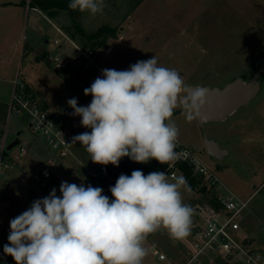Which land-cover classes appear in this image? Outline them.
<instances>
[{"label":"rangeland","instance_id":"obj_1","mask_svg":"<svg viewBox=\"0 0 264 264\" xmlns=\"http://www.w3.org/2000/svg\"><path fill=\"white\" fill-rule=\"evenodd\" d=\"M25 1L28 5L29 0ZM104 4L103 12L95 15L88 11H61L55 23L68 38L42 15L35 14L32 18L31 11L29 16L27 9L26 26L22 25L21 34L17 35L19 51L8 65L0 68V105L3 106L0 119L9 116L6 105L12 100L17 79L22 83L29 81L42 92L34 95L40 105L46 108L48 101L49 111L66 125L71 151L62 157L30 129L27 119L10 116L8 140L19 138L27 153L19 163L3 169L0 179V191L5 196L0 202V264H15L14 260L1 261L7 256L3 247L9 243V222L34 200L47 196L53 188L59 196L62 181L83 183L87 187L89 177L102 180L109 177L111 170L116 171L109 164L107 174L101 173L105 165L92 162L79 143L71 144L72 137L91 129L81 126V117L72 115L73 109L67 101L75 97L78 106H87L92 100L91 95L84 94L83 87L87 84L83 83L81 89L72 87L78 83V74L65 71L69 62L64 58L78 52L74 42L84 50H94L91 57L96 63L90 62L86 71L92 74L98 71L101 77L103 69L127 70L137 61L156 56L159 65L176 69L189 87L222 88L237 80L251 84L250 100L223 120L204 125L196 118L189 122L179 107L172 120L179 129L178 139L195 150L214 168L222 182L245 201L237 219L236 239L243 242L252 238L253 243L246 248L264 252V0H104ZM5 28V23L0 24L3 58L12 56L11 37H7ZM102 28L105 31L96 37ZM112 33L114 36H110ZM25 44L47 48L51 56L61 53L60 58L50 63L47 54H22L21 47ZM107 44L113 49L109 56L101 48ZM86 60L82 55L78 61L83 66ZM59 69L64 73L60 75L65 84L57 74ZM67 74L68 81L71 80L68 83ZM207 140L216 141L226 151L225 155L221 158L210 155L206 150ZM18 149L15 147L12 153ZM45 168L52 174L47 181L42 180ZM187 189L181 191L184 203L194 210L190 234L182 240L173 239L165 229L149 235L146 241L149 251L143 264H165L167 260L159 259V253H164L172 264H185L193 255L190 241L199 223L195 216L201 212L199 206L215 199L188 186ZM200 261L201 264H241L236 259L224 260L217 253L202 254L193 264Z\"/></svg>","mask_w":264,"mask_h":264},{"label":"clouds","instance_id":"obj_2","mask_svg":"<svg viewBox=\"0 0 264 264\" xmlns=\"http://www.w3.org/2000/svg\"><path fill=\"white\" fill-rule=\"evenodd\" d=\"M68 7L95 15L105 4L70 0ZM84 94L92 97L87 106H78L75 97L67 103L91 131L75 135L71 144L83 146L94 163L118 167L124 157L141 164L179 159L173 114L179 107L187 121L198 117L208 90L189 87L153 56L127 70L103 69ZM181 189L188 190L182 176L139 169L117 178L109 189L112 199L100 187L62 181L59 196L53 188L10 220L3 252L15 264H143L149 235L165 229L182 240L190 234L194 210Z\"/></svg>","mask_w":264,"mask_h":264},{"label":"built area","instance_id":"obj_3","mask_svg":"<svg viewBox=\"0 0 264 264\" xmlns=\"http://www.w3.org/2000/svg\"><path fill=\"white\" fill-rule=\"evenodd\" d=\"M81 53L93 62L92 50H81ZM55 60L59 58L56 57ZM8 113L9 116L5 120L0 119V179L3 169L19 163L27 153V148L20 140L18 144L9 148L14 141L8 140L11 115L21 120L27 119L30 129L41 135L45 142L62 157L70 154L68 129L62 119L45 110L37 99L19 84L18 80L12 100L8 105ZM15 147L19 149L16 153H12ZM176 151L181 154L179 159L192 167L193 172L200 177L201 184L213 191L217 199L215 205L206 202L204 206H199L201 212L195 216L199 223L190 241L194 253L185 264H193L199 256L208 253H217L219 257L229 262L236 259L241 264H264V252L247 249L246 245L238 241L234 234L239 229L237 219L246 205L245 201L222 182L214 168L210 167L195 150L184 145L179 139ZM185 152L188 153L187 157L183 155ZM172 167L168 176L178 177L179 171L174 168L173 164ZM101 173H107L106 166H102ZM51 176L50 170L45 168L42 172V180L47 181ZM3 198L4 195L0 191V202ZM159 259L167 260L165 264H172L164 253H159Z\"/></svg>","mask_w":264,"mask_h":264},{"label":"crops","instance_id":"obj_4","mask_svg":"<svg viewBox=\"0 0 264 264\" xmlns=\"http://www.w3.org/2000/svg\"><path fill=\"white\" fill-rule=\"evenodd\" d=\"M28 5H27V2L25 0H0V24H2V26H4V23L6 24L5 30H7V33H8L7 37H11V38H9V39H11L9 46L12 48V52H11L12 56L11 57L8 56L7 58H3L2 55L4 53V50L2 51V48H3L4 40L3 39L0 40V58H1L0 59V68L3 67L6 64L8 65L9 61L11 60V58L16 57L17 51H19L20 42L18 40L19 37L17 35L21 34L22 25L26 26V22L25 21H26L27 9L29 11V16H30L31 11H33V17L32 18H34L35 14H40V15L43 16V18H45L48 21V23H50L57 30L62 32L60 30V28L56 25V23L53 20L48 18L39 9L30 7ZM24 12H26V13H24ZM31 23H32V21H31ZM11 31H13V32H11ZM64 35L67 36L66 34H64ZM67 38H68V36H67ZM74 44H75L74 46L78 48V52L73 54V55H70L71 57H67L66 56L67 58H64V59H66L69 62L68 63L69 65H68V67L66 68L65 71L69 72V73L72 72L73 74H74V72H76L78 74V78H79L78 83L76 82V83L72 84V87L77 88V89L78 88L81 89L83 87V83H84V85L87 84L85 87H83V89H85V88L91 86L92 82L97 78V76H99V77H101V76H100V73L98 71L96 73H94V74H92L91 72L86 71L87 70V65L91 61H89V59H87L86 60L87 62L84 61L83 62V66H82L81 62H79L78 60L83 55V54H80L81 50H84V49H82L77 43L74 42ZM9 46H7V47L9 48ZM101 48L103 50V54L106 55V56H109V54L113 52V49H111L110 46H108V44L106 46H102ZM14 50H15V52H14ZM21 50H22V54H25V53H28V52H36V53L40 52L39 53L40 56H42V54L43 55L47 54L48 55V62H50V63H52L53 59H55L56 57L60 58L59 54H61V53H59L57 55L51 56L49 49H47V48L38 49V48H34L33 45L29 46L27 44H25V46H22ZM53 50L55 51V48H53ZM88 50H91V49H88ZM88 50H85V51H88ZM62 52L64 54L63 49H62ZM92 52L94 53V50H92ZM44 57L45 56H43L42 58L45 59ZM92 63L95 64L96 62H94V60H93ZM59 70L60 71L57 74L60 77V80L62 81V84H65V82H63L64 80L61 79L62 78L61 75H64V73H62V71H61L62 69H59ZM55 76L57 78V75H55ZM66 76L68 78L66 83H68V82L71 81V80L68 81L70 76H69V74H67ZM17 80L19 81V79H17ZM19 83L21 85L25 86V90L28 93H30L31 95H33V96L35 95V93H42L40 91H37L35 86L29 81H25L23 83L19 82ZM29 88H31L32 91H30ZM37 101L39 102V100H37ZM46 104H47L46 108H44L42 105L41 106L45 110L49 111L50 103L48 101H46ZM6 107H8V106L6 105ZM7 110H8V108H7ZM49 112H51V111H49ZM51 113H53V112H51ZM53 114H55V113H53ZM219 168L220 167H217V169H219Z\"/></svg>","mask_w":264,"mask_h":264},{"label":"trees","instance_id":"obj_5","mask_svg":"<svg viewBox=\"0 0 264 264\" xmlns=\"http://www.w3.org/2000/svg\"><path fill=\"white\" fill-rule=\"evenodd\" d=\"M69 3H70V0H29L28 4L30 7L39 9L48 18H50L51 20L56 22L55 21L57 19L56 16H58V14L61 11H67V12H72V13L77 12V10H72L68 7ZM103 31H105V29H103V28L100 29V31L97 33L96 37H99L103 33ZM110 36H114V34L112 33ZM102 44H104V43H102ZM0 107H3V106L0 105ZM172 164L174 165V168H176L179 171L178 176H182L186 180L187 186L190 189L197 190L199 193L205 194L206 197H210L212 199H215V202L213 200L210 203L214 204V205L216 204L217 199H216V195H214L215 193L213 191L209 190L203 184H201L200 177L197 176L193 172L192 167L188 163H186L180 159H177L174 162H170V163H166V164H160L156 160H150L146 164H141V163H136V162L132 161L128 157H124L119 162V166L118 167L115 166L116 171H112V170L110 171L109 177H103L102 180H98V179L94 178L93 176H91V177H89V179L86 180V182L88 185H91L93 187L102 188L103 194L108 196L110 199H112L111 192L108 189V185H109L111 180H117V178L121 174H125V175L130 176L132 171L137 170V169L141 170L145 175H147L153 171H164L167 174H169V172L173 168ZM12 260H13V258L11 256H8V255L4 259H1V261H5V262L6 261L12 262Z\"/></svg>","mask_w":264,"mask_h":264},{"label":"water","instance_id":"obj_6","mask_svg":"<svg viewBox=\"0 0 264 264\" xmlns=\"http://www.w3.org/2000/svg\"><path fill=\"white\" fill-rule=\"evenodd\" d=\"M195 88L198 86H190ZM208 90V96L205 107L202 109L200 115L196 117L200 125L205 123L223 120L228 117L235 109L246 104L252 97V86L251 84L245 85L241 81H234L227 84L222 88H210L204 87ZM19 143V138H16L10 145L12 148ZM207 152L217 158H221L225 154V150L214 140L206 141ZM116 180H111L108 189L114 186ZM254 239L248 238L243 241L244 245H251Z\"/></svg>","mask_w":264,"mask_h":264}]
</instances>
